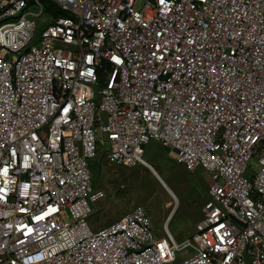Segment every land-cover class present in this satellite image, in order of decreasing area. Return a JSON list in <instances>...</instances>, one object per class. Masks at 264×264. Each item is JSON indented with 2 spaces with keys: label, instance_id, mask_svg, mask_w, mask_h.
<instances>
[{
  "label": "built area",
  "instance_id": "2783aa9c",
  "mask_svg": "<svg viewBox=\"0 0 264 264\" xmlns=\"http://www.w3.org/2000/svg\"><path fill=\"white\" fill-rule=\"evenodd\" d=\"M48 1L0 0V264H264V0ZM151 140L208 174L193 233L92 230L89 161Z\"/></svg>",
  "mask_w": 264,
  "mask_h": 264
},
{
  "label": "rangeland",
  "instance_id": "374dc122",
  "mask_svg": "<svg viewBox=\"0 0 264 264\" xmlns=\"http://www.w3.org/2000/svg\"><path fill=\"white\" fill-rule=\"evenodd\" d=\"M35 21L37 36L49 23V16L43 14ZM142 159L147 165H113L106 161L104 147L99 148L89 161V171L92 189L101 190L103 197L93 204L94 212L87 223L92 230L101 229L142 206L156 238L165 237L168 231L180 243L193 233L194 224L202 217L208 174L200 169L187 171L154 140L143 147ZM254 170L249 163L245 177Z\"/></svg>",
  "mask_w": 264,
  "mask_h": 264
},
{
  "label": "trees",
  "instance_id": "16d2710c",
  "mask_svg": "<svg viewBox=\"0 0 264 264\" xmlns=\"http://www.w3.org/2000/svg\"><path fill=\"white\" fill-rule=\"evenodd\" d=\"M42 2L44 4V10L47 14H51L55 17L66 15L64 12L58 10V8L52 2H50L48 0H42Z\"/></svg>",
  "mask_w": 264,
  "mask_h": 264
},
{
  "label": "bare ground",
  "instance_id": "6f19581e",
  "mask_svg": "<svg viewBox=\"0 0 264 264\" xmlns=\"http://www.w3.org/2000/svg\"><path fill=\"white\" fill-rule=\"evenodd\" d=\"M144 165H147L146 163Z\"/></svg>",
  "mask_w": 264,
  "mask_h": 264
}]
</instances>
